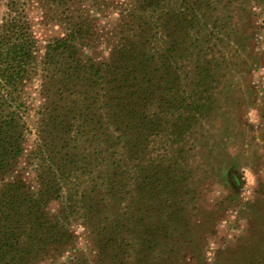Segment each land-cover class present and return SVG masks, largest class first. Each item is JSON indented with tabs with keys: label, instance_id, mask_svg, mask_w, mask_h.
I'll list each match as a JSON object with an SVG mask.
<instances>
[{
	"label": "rangeland",
	"instance_id": "obj_1",
	"mask_svg": "<svg viewBox=\"0 0 264 264\" xmlns=\"http://www.w3.org/2000/svg\"><path fill=\"white\" fill-rule=\"evenodd\" d=\"M103 1L79 5L78 15L92 19L93 46L81 72L100 85L108 73L113 81L126 75L129 89L107 112L99 85L78 106L85 112H70L53 148L76 164L63 167L56 188L59 163L34 150L43 113L66 111L67 54L42 62L67 20L50 17L49 0L25 8L35 65L0 104L24 138L0 190L20 175L23 203L0 202V264H264V2L202 0L187 13L192 0H167L164 11L184 14L157 31L149 12L133 22L124 10L133 0ZM40 190L57 199L30 214L28 196L40 198Z\"/></svg>",
	"mask_w": 264,
	"mask_h": 264
},
{
	"label": "trees",
	"instance_id": "obj_2",
	"mask_svg": "<svg viewBox=\"0 0 264 264\" xmlns=\"http://www.w3.org/2000/svg\"><path fill=\"white\" fill-rule=\"evenodd\" d=\"M29 1L31 0H6L3 3L5 9L0 15V104L7 102L8 99L13 97L14 94H18L16 92L19 85H21L22 81L27 76H29V73L32 70L31 66L34 67L35 65L32 55L33 39L29 32L28 23L24 20L25 8L27 7ZM44 1L46 2L47 0ZM128 1L126 0V2ZM165 1L167 0H133V7L131 10L132 12L129 11V8H127L126 6L124 7L122 5V7L125 8L124 10L131 13V19L134 23L143 22V14L149 12L151 17H155L158 20L157 22L154 21L150 23V25H155V29L158 31L161 26H163V29L167 27L172 19H176V21L179 22V16H183L184 14L183 12H181L178 15V11L177 14H175L170 8L164 11L163 4ZM175 1H179L180 5L182 4L185 6V1L189 2L190 0ZM200 1L202 2V0H192L193 4H191L194 5V7L189 8L187 13H191ZM49 2L53 4L52 6L55 9L58 10L60 9V7L63 9V16L57 15V13L54 12L55 9L49 10V14L52 19H56L57 16H60L61 20L66 19V30H68V32L65 34L64 38L54 39L47 45L45 53L46 57L44 58L42 65L47 66L49 64V61H47L46 58L50 59L49 56L51 54H53L54 57H60L61 55L67 54L66 58L68 69L64 76L65 84L63 87V95L60 97L62 103L66 104V106L64 107L66 111L64 112L63 109V117L61 118L57 117L53 113H49V117L45 118V115L47 114L43 113L38 123L39 128L42 129L38 131V140L36 144L37 147L34 150V153L42 154L47 149L48 152H50L49 154H47V158L50 161V164L52 165L54 164V162L59 163L58 170L60 169V172L55 177H52L54 180V188H56L58 184L57 181L61 176L64 175L63 167L67 164H76V162L72 160L73 157L71 154L69 155L67 152V154L64 155L61 153V151H59V149L53 148V146L57 145V141H55L56 135L58 136L59 134L64 133V131H67L68 128H66V119L68 118L70 112L72 114L73 109L78 108V106L83 103L84 100L91 98L88 96V94L92 93L93 89L97 88L100 83H98V81L94 79L93 74L89 76L84 72V74L81 72V70H85L84 63L87 60H90L93 53V46L90 42L92 19H90V16L82 18L80 15H78V12L80 11L79 5L81 3V0H49ZM103 2H110V0H104ZM262 2H264V0H262ZM42 3L44 2L40 1V3L38 4L39 6L44 8L45 5H43ZM202 3H200V5ZM139 11H141V16L140 13H137L139 16H136L137 14L135 13ZM185 11H187L186 8ZM122 12L123 11H119L117 12V14L121 16ZM183 19L189 22L186 17H183ZM134 25L130 26V31L132 32L134 30ZM143 31L145 30L143 29ZM156 35H158V32L156 33ZM86 48H89L88 50H90V53H88L85 58H82L79 53L80 51L83 52L87 50ZM80 61H83V65L80 64ZM112 76L113 72L104 75V77L100 80V86L105 92L103 93L104 95H101L99 97L109 100L107 102L104 101L105 103L102 107V110H106L107 112L110 111L112 103L111 101L115 100L117 96L122 95L120 97L121 99L129 89L128 85H125L126 75L124 76L123 74L119 75L115 73L114 81L112 80ZM134 84L136 83L133 82L131 85L134 86ZM97 94L98 93H96V95ZM110 96L113 97L111 98ZM96 100L97 97H92V101ZM78 109L81 111L80 108ZM94 116L95 117L93 119V122H95V127H93L97 128V124L101 125L102 123L99 120V115L94 114ZM107 117H109V115H107ZM10 122L11 121H9L6 116L0 115V175H3L11 170L15 161L21 155L23 147L22 142L24 141V138L20 133H17L15 125H13V123L11 124ZM84 124L86 123L79 124V128L77 127L76 129L77 133L82 132L84 134L86 131H88V125ZM75 139H73V142H76ZM98 148L99 146L94 150ZM101 154H104V152L101 151ZM97 156L102 158L100 152L97 153ZM102 167V172L105 173L107 169H103ZM75 177H77V175H75ZM21 180V176L16 175L14 181L3 182V186L0 190V202L4 204L5 207H9V205L15 203H23L17 191ZM112 182V174L107 173L103 175L104 186L107 187V185H109L110 183L112 186ZM39 193V195H41L40 198H32L30 197V195L28 196L29 200L26 201V206H28V208H26L27 212H29L30 214H37L39 210L42 211V207L46 205L51 197H54L52 194L43 196L42 190H40Z\"/></svg>",
	"mask_w": 264,
	"mask_h": 264
}]
</instances>
